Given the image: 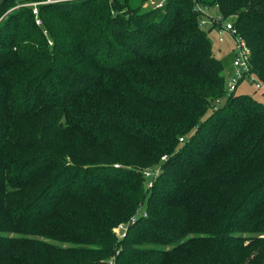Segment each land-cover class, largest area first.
<instances>
[{"label":"trees","instance_id":"obj_1","mask_svg":"<svg viewBox=\"0 0 264 264\" xmlns=\"http://www.w3.org/2000/svg\"><path fill=\"white\" fill-rule=\"evenodd\" d=\"M29 1L0 4V264H264V102L229 92L196 0L42 26ZM203 2L264 83V0Z\"/></svg>","mask_w":264,"mask_h":264},{"label":"built area","instance_id":"obj_2","mask_svg":"<svg viewBox=\"0 0 264 264\" xmlns=\"http://www.w3.org/2000/svg\"><path fill=\"white\" fill-rule=\"evenodd\" d=\"M71 0H31L29 2L18 4L17 7L27 6L32 9V13L35 17L36 24L39 26L43 25V19L40 14V7L42 5H49V4H57L61 2H66ZM155 6H162L165 0H160L156 2V0H151ZM196 11L202 15L201 25L213 27L214 30L218 32V40L220 42L225 41V35L229 34L233 41V66L235 68L234 73L229 78V92H233L237 90L239 82L241 80L251 78L253 82H255L256 76L251 72L250 67V56L251 50L248 46L245 38L238 33L232 20L223 19L221 15L217 13V7H210L203 0H196ZM214 10V13L211 11ZM52 44V41H50ZM256 88L260 89L264 87V83L257 82L255 83ZM166 159V157H163ZM160 172V170L158 171ZM145 176L151 177L154 175L152 171L148 169L144 171Z\"/></svg>","mask_w":264,"mask_h":264},{"label":"rangeland","instance_id":"obj_3","mask_svg":"<svg viewBox=\"0 0 264 264\" xmlns=\"http://www.w3.org/2000/svg\"><path fill=\"white\" fill-rule=\"evenodd\" d=\"M160 0H156V2H159ZM140 1L138 0H132V6L136 7L138 5H140ZM147 4L149 5H154L152 3V1H149ZM148 5V6H149ZM211 13H214V10L211 11ZM206 28H209L208 26H206ZM218 32L216 30H210L209 36L212 40L213 43V49L215 52V55L217 56V58H219L222 61H226V63L228 64L229 62H232V46H233V41L230 39L229 34L225 35V41L224 42H219L218 40ZM222 48V50L224 51H219V48ZM226 65V64H225ZM225 74L227 76V78L230 76L229 75V70L227 69V71H225ZM257 82H261L258 79H255V82H253V80L251 78H247L246 80H241L239 82V88L236 91V93L238 94H251L254 95V97L262 102H264V87L262 89H257L255 83ZM123 166V164H116L115 166ZM147 170V169H145ZM143 170V171H145ZM149 171H152L154 173L153 176L151 177H146V181L145 184L147 186V189L150 188L153 185V179L159 174V169L157 167H153L152 166L150 168H148ZM144 208V207H143ZM143 209L139 210V213L142 211ZM126 230V224L124 222H120L118 226L114 227L112 229V231L117 234V236L119 238H122L124 236V232ZM264 237V235H263ZM60 244V246L63 247H68L69 245H65V244Z\"/></svg>","mask_w":264,"mask_h":264},{"label":"crops","instance_id":"obj_4","mask_svg":"<svg viewBox=\"0 0 264 264\" xmlns=\"http://www.w3.org/2000/svg\"><path fill=\"white\" fill-rule=\"evenodd\" d=\"M218 34V33H217ZM230 37V36H229ZM230 39H231V37H230ZM232 40V39H231ZM220 42V41H219ZM219 51L221 52V51H223L222 50V48L220 47L219 48ZM224 52V51H223ZM232 62L230 63H226V61H223L226 65H225V67H226V69H228L229 70V77H231L232 76V74L234 73V70H235V68H234V66H233V58H234V53H233V46H232ZM238 88H239V86H238ZM238 88H237V90H238ZM263 88V87H262ZM262 88H260V89H262Z\"/></svg>","mask_w":264,"mask_h":264},{"label":"water","instance_id":"obj_5","mask_svg":"<svg viewBox=\"0 0 264 264\" xmlns=\"http://www.w3.org/2000/svg\"><path fill=\"white\" fill-rule=\"evenodd\" d=\"M6 0H0V4H3Z\"/></svg>","mask_w":264,"mask_h":264}]
</instances>
